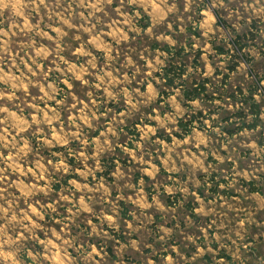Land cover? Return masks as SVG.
Instances as JSON below:
<instances>
[{
    "label": "clouds",
    "instance_id": "9594fccd",
    "mask_svg": "<svg viewBox=\"0 0 264 264\" xmlns=\"http://www.w3.org/2000/svg\"><path fill=\"white\" fill-rule=\"evenodd\" d=\"M261 137L264 0L0 3V264H264Z\"/></svg>",
    "mask_w": 264,
    "mask_h": 264
},
{
    "label": "trees",
    "instance_id": "16d2710c",
    "mask_svg": "<svg viewBox=\"0 0 264 264\" xmlns=\"http://www.w3.org/2000/svg\"><path fill=\"white\" fill-rule=\"evenodd\" d=\"M177 60L183 61L185 60L184 55H182L180 52L177 53ZM199 55H196V62H199ZM166 83H171V81L165 77ZM209 95H212V93H209L207 90V83L199 82L197 80H193L190 85H187L185 89V96L192 97V96H203L204 98H208ZM255 110V109H254Z\"/></svg>",
    "mask_w": 264,
    "mask_h": 264
},
{
    "label": "rangeland",
    "instance_id": "374dc122",
    "mask_svg": "<svg viewBox=\"0 0 264 264\" xmlns=\"http://www.w3.org/2000/svg\"><path fill=\"white\" fill-rule=\"evenodd\" d=\"M2 2H3V0H0V3H2ZM184 58L186 59L185 55H184ZM208 87H209V85L207 84V89H208ZM212 94H213V96H215V93H212ZM149 127H152V125H149ZM156 133H154L155 136H156ZM161 139H162V137H161ZM261 141L264 142V137H261ZM165 143H169V141H165ZM157 166H159V165H157ZM153 219H155V217H153ZM162 222H163V218L158 216L157 219H156V223L159 224V223H162Z\"/></svg>",
    "mask_w": 264,
    "mask_h": 264
},
{
    "label": "crops",
    "instance_id": "0c3cea01",
    "mask_svg": "<svg viewBox=\"0 0 264 264\" xmlns=\"http://www.w3.org/2000/svg\"><path fill=\"white\" fill-rule=\"evenodd\" d=\"M198 55H199V53H197ZM199 60V59H198ZM125 131L126 132H129V134H135V131H134V129H125ZM160 135V133L157 131V133H156V136H159ZM162 139H163V137H162ZM170 142V141H169Z\"/></svg>",
    "mask_w": 264,
    "mask_h": 264
}]
</instances>
